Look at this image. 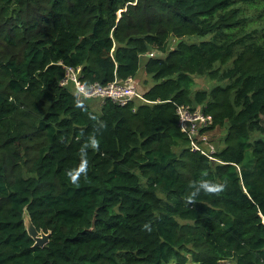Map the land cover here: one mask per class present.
<instances>
[{"label":"trees","instance_id":"obj_1","mask_svg":"<svg viewBox=\"0 0 264 264\" xmlns=\"http://www.w3.org/2000/svg\"><path fill=\"white\" fill-rule=\"evenodd\" d=\"M250 20L264 0H0V264H264V26ZM66 66L86 86L132 77L153 102L95 112ZM195 75L216 83L194 90ZM176 103L226 128L221 162L188 149Z\"/></svg>","mask_w":264,"mask_h":264},{"label":"built area","instance_id":"obj_2","mask_svg":"<svg viewBox=\"0 0 264 264\" xmlns=\"http://www.w3.org/2000/svg\"><path fill=\"white\" fill-rule=\"evenodd\" d=\"M152 54V52L148 53L149 56ZM79 71V67L66 66L62 78V83L71 81L76 93L79 95L101 97L102 99L109 98L119 105L127 104L131 100L142 103L153 102L145 98L137 90L136 81L132 77H128L126 80L115 78L106 85L93 83L86 86L79 78ZM175 113L178 127L187 138L188 149L192 152H199L211 160L221 162L213 156L214 149L209 147L206 129L209 127L210 122L208 116L201 108L199 106L193 108L189 104L176 103Z\"/></svg>","mask_w":264,"mask_h":264},{"label":"rangeland","instance_id":"obj_3","mask_svg":"<svg viewBox=\"0 0 264 264\" xmlns=\"http://www.w3.org/2000/svg\"><path fill=\"white\" fill-rule=\"evenodd\" d=\"M256 12V10L251 9L250 8V13L254 14ZM264 21L261 22H256V20H250L248 22L247 27L249 28H260L261 25L264 26ZM210 36H206V38H209ZM155 55L157 54L156 52L154 53ZM161 54V53H158ZM144 62H145V58L141 57L140 58V64H139V68L138 71L136 73V77L135 79L138 80V85L140 86V89L143 90L145 87H150L151 85H153L154 83V79L150 76L147 75L145 73L144 70ZM194 85H193V89H204V88H209L212 85H214L216 82L213 79H210L207 76H200V75H195L194 76ZM81 100L86 103L87 105H89V107L95 111V112H100V104L102 102V98L101 97H81ZM262 118V123L264 126V114L261 115ZM226 132V128L224 126H215V127H207L206 129V135L208 137V144L209 147L216 150L218 147H221L223 145V136ZM259 135L258 133L254 132L253 136H257ZM260 136L264 137V132L263 134H261ZM218 146V147H217Z\"/></svg>","mask_w":264,"mask_h":264},{"label":"water","instance_id":"obj_4","mask_svg":"<svg viewBox=\"0 0 264 264\" xmlns=\"http://www.w3.org/2000/svg\"><path fill=\"white\" fill-rule=\"evenodd\" d=\"M23 225L27 234L33 238L35 245L43 246L48 241L49 232H44L42 229L37 230L26 211L23 212Z\"/></svg>","mask_w":264,"mask_h":264},{"label":"clouds","instance_id":"obj_5","mask_svg":"<svg viewBox=\"0 0 264 264\" xmlns=\"http://www.w3.org/2000/svg\"><path fill=\"white\" fill-rule=\"evenodd\" d=\"M93 144H95V141H93ZM86 171V166L84 168L80 169V172H85ZM78 175L76 176H72L71 179L73 180V182H75L78 179ZM220 186H217V188ZM200 188L204 189V190H209V184L207 182L202 183L201 185H199V187L197 188V191L200 190ZM215 190V189H213ZM145 227H148V225L146 224Z\"/></svg>","mask_w":264,"mask_h":264},{"label":"crops","instance_id":"obj_6","mask_svg":"<svg viewBox=\"0 0 264 264\" xmlns=\"http://www.w3.org/2000/svg\"><path fill=\"white\" fill-rule=\"evenodd\" d=\"M137 83H138V82H137ZM137 83H136V84H137ZM139 87H140V86H139Z\"/></svg>","mask_w":264,"mask_h":264}]
</instances>
